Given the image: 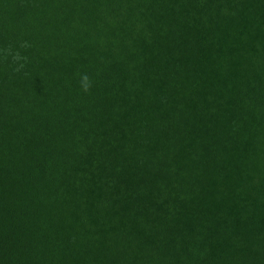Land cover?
I'll use <instances>...</instances> for the list:
<instances>
[{"label":"trees","instance_id":"1","mask_svg":"<svg viewBox=\"0 0 264 264\" xmlns=\"http://www.w3.org/2000/svg\"><path fill=\"white\" fill-rule=\"evenodd\" d=\"M0 264H264V0H0Z\"/></svg>","mask_w":264,"mask_h":264},{"label":"clouds","instance_id":"2","mask_svg":"<svg viewBox=\"0 0 264 264\" xmlns=\"http://www.w3.org/2000/svg\"><path fill=\"white\" fill-rule=\"evenodd\" d=\"M81 87L85 92H88L91 88V81L90 78L87 76V74H84L81 77Z\"/></svg>","mask_w":264,"mask_h":264}]
</instances>
